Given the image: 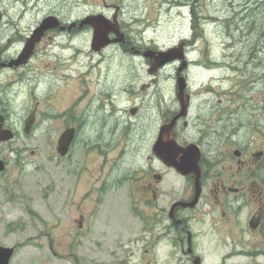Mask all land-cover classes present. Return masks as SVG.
Listing matches in <instances>:
<instances>
[{
    "label": "flooded vegetation",
    "instance_id": "af4514ba",
    "mask_svg": "<svg viewBox=\"0 0 264 264\" xmlns=\"http://www.w3.org/2000/svg\"><path fill=\"white\" fill-rule=\"evenodd\" d=\"M115 7L110 26L118 33L111 30L110 42L98 49L91 47L90 40L92 51L99 55L87 65L73 38L85 35L91 26H79L80 20L71 25L59 19L60 24L46 30L26 61L19 64L9 63L21 54L36 26L24 36L16 34V40L8 37L7 49L14 42L19 46L14 55L5 56L0 49V68L19 72L5 88L30 100L45 91V97H40L45 106L38 110L39 102L34 101L23 130L32 115L31 127L44 123L56 146L60 136L69 131L71 142L61 159L71 157L77 148L100 159L117 142H123L120 157L127 150L144 156L138 165L140 174L135 169L119 179L121 186L127 185L132 205L139 208L133 217L137 231L120 241L117 250L111 249L107 264H264V142H256L252 131L246 135L243 130V105L236 108V114L228 111L223 107L227 97L223 99V91L219 93L211 84L204 92L195 93L196 87L205 83L189 75L193 60L187 54V40L176 44H182L184 68L178 71V59L160 64L156 53L146 54L163 50L156 40L150 42L140 33L133 39L117 21L119 8ZM2 17L0 12V20ZM65 33V42H58L56 36L62 38ZM45 35L52 63L50 68L43 65L47 73H22L26 66L34 67L33 61L40 55L37 47ZM107 49L114 50L115 61L113 54L101 55ZM175 62L179 66L174 75L166 77V66ZM75 66L83 70L75 72ZM181 77L182 88L178 83ZM207 103H212L210 119H201ZM3 116L7 128V116ZM160 139L180 148L176 160L187 156L185 150L191 146L193 157L199 155L197 166L181 173L167 165L154 151ZM81 168L87 169L85 160ZM108 171L116 181L113 167ZM107 180L104 175L100 178L101 182ZM139 245L143 252L151 253V260L132 258Z\"/></svg>",
    "mask_w": 264,
    "mask_h": 264
},
{
    "label": "rangeland",
    "instance_id": "374dc122",
    "mask_svg": "<svg viewBox=\"0 0 264 264\" xmlns=\"http://www.w3.org/2000/svg\"><path fill=\"white\" fill-rule=\"evenodd\" d=\"M115 6L119 8L117 21L133 39L140 33L150 42L155 39L163 50L187 40V54L193 60L189 75L205 83L194 92H204L208 84L219 93L222 90L223 99H228L223 107L236 114V108L243 105V130L246 135L252 131L256 142H264V0H0L4 15L0 49L5 56L14 55L19 44L14 42L7 49L8 37L16 40L19 34L24 36L48 15L68 24L92 14L112 21ZM91 36L92 27L73 38L82 49L85 65L99 55L90 47ZM67 38V33L62 38L56 36L60 43ZM47 39L45 35L36 50L40 55L33 65L38 68L26 66L22 73H47L43 65L50 68L52 64L47 57ZM113 52L107 49L101 55ZM113 56L115 61L117 55ZM178 66L176 62L166 66V77L172 78ZM82 70L74 67L75 72ZM18 72L0 68V101H4L0 105L5 108H0V113L6 114L7 128L15 132L12 140L0 142V159L6 166L0 172V245L15 247L10 264H102V259L107 264L111 249L117 250L120 241L137 231L133 217L139 208L132 205L128 187L121 186L119 179L135 169L140 174L138 165L144 156L127 150L120 157L123 142H117L100 159L79 148L71 157L61 159L44 123L33 127L30 134L23 130L34 101L39 102L38 110L45 106L40 98L45 97V91L30 100L5 88ZM211 106L207 103L201 119H210ZM84 160L88 170L81 168ZM110 166L113 174L116 171V181L108 174ZM103 175L106 182L100 181ZM142 247H136L132 258L151 260V253L143 252Z\"/></svg>",
    "mask_w": 264,
    "mask_h": 264
},
{
    "label": "water",
    "instance_id": "95a60500",
    "mask_svg": "<svg viewBox=\"0 0 264 264\" xmlns=\"http://www.w3.org/2000/svg\"><path fill=\"white\" fill-rule=\"evenodd\" d=\"M112 21L105 18L103 15H87L79 21V26L84 24L92 27V36H91V47L93 49H98L102 46H105L110 42L108 34L113 30L116 34L118 33L115 28H112L110 25ZM60 24L59 19L55 15H48L44 17L41 22L36 26L30 36L26 39L23 50L21 54L12 60L15 64L23 63L29 57L35 43L41 39V36L44 32L50 28L56 27ZM75 23H71L73 25ZM60 28H63L62 26ZM118 40V39H115ZM154 53L157 54V59L160 61V64L168 63L172 60H180V66L178 71L185 67L186 62L183 54L182 44L179 46L169 47L166 50L153 51L148 50L147 55L152 56ZM183 77L178 78L179 87L182 88ZM33 116L30 115L25 122L24 132L30 134L32 130ZM4 116L0 113V142L8 141L13 139L14 133L11 129L3 127ZM72 135L69 131H65L59 138L57 142L56 150L63 156L66 154L68 147L71 142ZM155 153L169 166L174 167L178 172L187 173L189 172L194 165L197 166L199 155L193 157V150L191 146H188L185 150L188 155H183L180 157V160H176L175 155L180 151V148L174 145L171 141L158 140L154 147ZM5 168L4 162L0 159V172ZM15 247L14 246H4L0 245V264H10V261L14 255Z\"/></svg>",
    "mask_w": 264,
    "mask_h": 264
},
{
    "label": "bare ground",
    "instance_id": "6f19581e",
    "mask_svg": "<svg viewBox=\"0 0 264 264\" xmlns=\"http://www.w3.org/2000/svg\"><path fill=\"white\" fill-rule=\"evenodd\" d=\"M57 147V146H56ZM56 153L59 155V156H61L58 152H57V150H56ZM64 156V155H63Z\"/></svg>",
    "mask_w": 264,
    "mask_h": 264
}]
</instances>
